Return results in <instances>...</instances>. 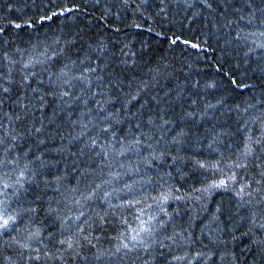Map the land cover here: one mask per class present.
<instances>
[{"label": "trees", "instance_id": "1", "mask_svg": "<svg viewBox=\"0 0 264 264\" xmlns=\"http://www.w3.org/2000/svg\"><path fill=\"white\" fill-rule=\"evenodd\" d=\"M0 264H264V0H0Z\"/></svg>", "mask_w": 264, "mask_h": 264}, {"label": "snow or ice", "instance_id": "2", "mask_svg": "<svg viewBox=\"0 0 264 264\" xmlns=\"http://www.w3.org/2000/svg\"><path fill=\"white\" fill-rule=\"evenodd\" d=\"M5 223H7V221H5Z\"/></svg>", "mask_w": 264, "mask_h": 264}]
</instances>
